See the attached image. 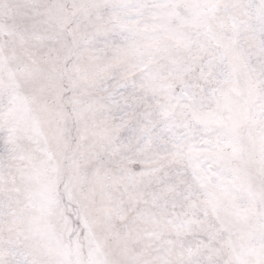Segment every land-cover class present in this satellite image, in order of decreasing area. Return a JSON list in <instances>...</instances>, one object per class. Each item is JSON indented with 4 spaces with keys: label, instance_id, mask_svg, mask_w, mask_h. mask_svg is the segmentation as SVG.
Segmentation results:
<instances>
[{
    "label": "snow or ice",
    "instance_id": "6c2138e0",
    "mask_svg": "<svg viewBox=\"0 0 264 264\" xmlns=\"http://www.w3.org/2000/svg\"><path fill=\"white\" fill-rule=\"evenodd\" d=\"M0 264H264V0H0Z\"/></svg>",
    "mask_w": 264,
    "mask_h": 264
}]
</instances>
